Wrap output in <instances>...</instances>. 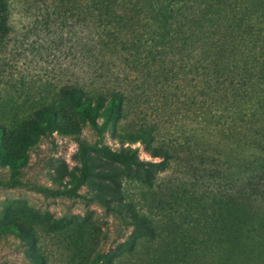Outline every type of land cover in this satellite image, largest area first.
I'll return each instance as SVG.
<instances>
[{
  "label": "trees",
  "instance_id": "trees-1",
  "mask_svg": "<svg viewBox=\"0 0 264 264\" xmlns=\"http://www.w3.org/2000/svg\"><path fill=\"white\" fill-rule=\"evenodd\" d=\"M49 1L59 25H78L74 71L67 66L59 94L90 126L97 128L96 118L111 106L122 115L134 95L142 96L135 89L157 84V141L149 146L157 165L75 136L76 187L93 184L94 199L125 214L131 248L156 232L163 242L177 233L175 246L189 254L177 264H264V0ZM11 5L0 0V50L13 30ZM161 112L185 118L179 137L161 133ZM47 114L64 120L49 119L54 130L77 133L67 107L34 109L36 119ZM26 122L37 127L33 118ZM136 132L154 141L145 125ZM173 164L180 182L157 197L155 220L143 190ZM124 181L142 194H127Z\"/></svg>",
  "mask_w": 264,
  "mask_h": 264
},
{
  "label": "rangeland",
  "instance_id": "rangeland-1",
  "mask_svg": "<svg viewBox=\"0 0 264 264\" xmlns=\"http://www.w3.org/2000/svg\"><path fill=\"white\" fill-rule=\"evenodd\" d=\"M11 1L13 30L0 50V124L5 126L0 130V180L16 183L0 184V264H177V256L187 258V250L175 246L177 233L163 242L156 232L131 248L132 226L125 214L94 199L93 184L76 187L75 136L111 150L130 149L146 165H157L159 159L149 153L150 144L157 141V84L135 89L142 96L134 95L122 115L111 106L108 115L96 118L98 127L93 128L76 105L59 94L69 77L67 66L69 73L74 71L71 52L78 25L53 20L54 3L49 0ZM51 104L71 111L67 123L77 124L76 134L47 125L49 119L64 124L60 116L36 119L34 109ZM180 116L161 112L165 137H179L180 127L187 124ZM28 118L36 121V128L31 129ZM140 125L151 130L154 141L136 132ZM171 181L180 182L177 164L156 177L152 189L143 190V203L155 220L157 197L166 198ZM124 186L135 198L142 194L134 183L124 181ZM166 243L170 246L165 250Z\"/></svg>",
  "mask_w": 264,
  "mask_h": 264
}]
</instances>
